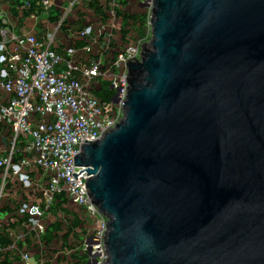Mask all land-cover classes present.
Listing matches in <instances>:
<instances>
[{
    "label": "water",
    "instance_id": "1",
    "mask_svg": "<svg viewBox=\"0 0 264 264\" xmlns=\"http://www.w3.org/2000/svg\"><path fill=\"white\" fill-rule=\"evenodd\" d=\"M151 18L124 118L74 159L106 264H264V0H154Z\"/></svg>",
    "mask_w": 264,
    "mask_h": 264
},
{
    "label": "built area",
    "instance_id": "2",
    "mask_svg": "<svg viewBox=\"0 0 264 264\" xmlns=\"http://www.w3.org/2000/svg\"><path fill=\"white\" fill-rule=\"evenodd\" d=\"M109 2V15L115 20L117 0ZM140 2L147 13L144 37L115 53L113 33L106 26L87 27L82 35L89 43L80 49L68 47L64 53L51 48L55 35L42 41L0 27V233L13 235L4 223L9 214L2 211L8 203L14 215L26 218L41 244L48 236L56 197L65 194L92 224L88 237L74 251L83 253L87 264H106L109 219L89 195L87 168L75 167L74 159L84 145L100 141L124 118L130 78L127 61L139 63L144 42L152 38L154 0ZM21 3L26 9L29 0ZM40 3L49 15L54 0ZM110 53L113 56L108 58ZM98 91L111 93V99L97 96ZM20 243L25 249L22 237L6 247L0 244V254L16 253L23 264H32V256L19 251Z\"/></svg>",
    "mask_w": 264,
    "mask_h": 264
},
{
    "label": "trees",
    "instance_id": "3",
    "mask_svg": "<svg viewBox=\"0 0 264 264\" xmlns=\"http://www.w3.org/2000/svg\"><path fill=\"white\" fill-rule=\"evenodd\" d=\"M80 8L83 11L85 26L83 29L73 33V38L69 43V47L80 49L89 43V39L82 35V32L87 27L98 30L105 26V21L112 19L108 15L109 1L110 0H81ZM17 5L21 8V0H17ZM120 7L116 9V19L119 20L118 28L112 31V47L115 53L117 48L135 46L136 43L144 37V25L146 23V11H140L137 14L130 13L125 7L126 2L121 1ZM40 10L36 11L35 5L29 0V5L26 9H20L17 15L22 18H28L32 14H40ZM110 12V11H109ZM108 18V19H107ZM64 25L61 27L63 30H71V26ZM54 46V45H53ZM54 49V48H53ZM56 50V49H54ZM66 50V49H65ZM62 51V53L65 52ZM59 52V50H56ZM113 53L108 54V58L113 56ZM111 56V57H109ZM97 96L111 99V93L106 94L98 91ZM11 206L5 203L2 207L3 212H8L4 223L12 230L13 235L0 233V244L3 247L8 246L17 239L22 237L26 243L25 249L18 245L19 251L27 252L31 256L37 255L39 262L42 264H86L84 257H82L77 249L85 238L88 237L92 228L90 219H88L84 211L74 206L68 200L65 194L56 197V202L53 208L55 221L47 223L48 236L44 238L41 244H37L36 235L30 232L26 225V218H19L14 215ZM0 264H23L16 253H3L0 254Z\"/></svg>",
    "mask_w": 264,
    "mask_h": 264
},
{
    "label": "crops",
    "instance_id": "4",
    "mask_svg": "<svg viewBox=\"0 0 264 264\" xmlns=\"http://www.w3.org/2000/svg\"><path fill=\"white\" fill-rule=\"evenodd\" d=\"M33 5L36 7V11H41L40 14L35 15V19H31V16L28 18H22L17 13L20 12L19 6L17 5V0H0V27H9L17 35L33 34L38 39L46 41L49 35H55L54 46L51 48L59 50V53H62L63 50L69 47V43L73 38V33L83 29L85 26V20L87 17L84 16V12L80 8L81 0H54V6L51 10V13L47 15L44 13L43 7L40 3V0H31ZM121 1L126 2V9L130 13L137 14L144 9L140 5V0H135V4L131 0H117L118 9L121 4ZM110 11V8H109ZM108 11V15H109ZM68 12V13H67ZM67 14L65 19L67 26H71V30H63L61 27L64 25L65 21L62 23L60 29L59 24L62 20V17ZM108 19V18H107ZM105 26L110 31L116 30L118 28L119 20L108 19L105 21ZM109 31V30H108ZM73 32V33H72ZM111 57V56H109ZM55 221L54 213L49 217L50 223ZM79 254L84 257V262H86L85 255L81 252ZM32 264H41L39 262V257L37 255L32 256ZM87 264V263H86Z\"/></svg>",
    "mask_w": 264,
    "mask_h": 264
},
{
    "label": "rangeland",
    "instance_id": "5",
    "mask_svg": "<svg viewBox=\"0 0 264 264\" xmlns=\"http://www.w3.org/2000/svg\"><path fill=\"white\" fill-rule=\"evenodd\" d=\"M133 3H131L130 8L132 7V4H135V0H131ZM108 30L110 31V28H108ZM151 39L150 38L148 41L144 42L143 44V49H142V53H145V48L147 49H151Z\"/></svg>",
    "mask_w": 264,
    "mask_h": 264
}]
</instances>
